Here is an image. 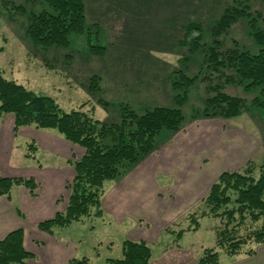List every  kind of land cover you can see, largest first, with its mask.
I'll list each match as a JSON object with an SVG mask.
<instances>
[{"label": "trees", "instance_id": "16d2710c", "mask_svg": "<svg viewBox=\"0 0 264 264\" xmlns=\"http://www.w3.org/2000/svg\"><path fill=\"white\" fill-rule=\"evenodd\" d=\"M4 1V0H0ZM41 1L45 8L27 14L25 36L34 49L48 52L69 44L71 35H88L85 21V0H32ZM221 14L206 29L203 24L189 20L180 27L175 45L185 54L178 60L179 67L168 75L173 91L174 106H156L137 113L129 105L120 106L117 122L106 123L94 119L83 110H63L52 98L36 94L0 73V118L14 117L13 133L25 127L54 130L65 141L82 149L83 154L67 161L74 170L67 184V203L62 212L37 224V229L52 235L55 230L69 227L88 218L103 217L102 197L107 182L117 181L135 166L159 149L162 133H178L187 117L182 107L188 102L191 89L205 84L206 96L202 108L194 109L192 120H231L250 110H257L264 118V24L261 13L252 10L254 0H228ZM19 9L20 7H16ZM244 21L247 36L255 51L231 40L229 49L223 40L232 25ZM96 54L105 47L91 45ZM4 51L0 47V53ZM200 58V59H199ZM197 62L198 72L189 75L190 63ZM99 78H90L91 90L99 91ZM227 85L242 88L253 94L248 103L243 98L225 94ZM99 103L107 105L100 99ZM190 116V117H191ZM190 119V118H189ZM25 157L33 158L38 152L35 143L27 145ZM23 187L32 197L38 184L32 177H4L0 174V198H10L12 189ZM196 212H200L199 215ZM17 213L20 212L17 210ZM218 220L215 244L202 250L197 264H220L219 251L229 257H249L264 242V156L260 162L247 161L240 170L222 171L211 184L195 212L188 216L186 229L171 233L175 243L184 233L196 232L199 218ZM260 227L245 229L247 224ZM178 225V224H177ZM167 229H165L166 231ZM244 230V232H243ZM169 246L165 247L167 250ZM163 250V251H164ZM120 259H108L109 264H150L153 252L144 241L125 240L121 244ZM33 255L24 248V232L16 229L0 240V264H28ZM68 264H90L86 257L72 258Z\"/></svg>", "mask_w": 264, "mask_h": 264}, {"label": "rangeland", "instance_id": "374dc122", "mask_svg": "<svg viewBox=\"0 0 264 264\" xmlns=\"http://www.w3.org/2000/svg\"><path fill=\"white\" fill-rule=\"evenodd\" d=\"M228 2L85 0V21L90 28L89 34L71 35L66 47L52 48L45 52L32 48L25 36L27 14L43 10L44 4L32 0L0 1V47L4 48L0 53V73L36 94L54 99L65 111L76 110L85 103L83 110L94 119L106 123L117 122L120 106L125 104L137 113L156 106L172 107L173 91L168 75L179 67L178 60L185 54L183 49L175 45V40L180 36L179 27L186 21L194 20L202 23L206 29L207 25L221 14ZM252 10L261 13L264 18V0H254ZM259 26L264 30L263 23ZM246 32L244 21L232 25L221 38L223 48L229 49L230 41L234 40L244 48L255 51L256 48ZM91 45L105 48L101 54H96ZM199 59L190 63L189 75L198 72ZM94 76L99 78V91L88 88L90 78ZM204 87L203 83L195 85L190 91L188 102L182 107L187 117L184 128L178 133L160 134L157 139L159 149L150 156L151 158L148 157L139 163L145 172L148 171L147 174L156 172L160 177L171 174L199 177L204 185L206 181L216 179L222 171L240 170L243 165L228 167L218 146L209 147L219 141L225 150V141H228L230 136L232 140L238 135L257 140L260 148L251 160L260 162L263 158L264 118L257 110L252 109L231 120L199 117L192 120L193 110L202 108V99L206 96ZM223 92L243 98L248 103L254 96L245 93L240 87L231 85H227ZM100 99L107 101V105L100 104ZM24 131H29L34 136L25 137L22 134ZM49 134L56 135L66 143L54 130L33 127L17 130L14 141L26 154L29 143L37 145L39 136ZM181 145L184 147L183 162L174 155L170 158L172 151H177ZM199 145L200 148H205L193 149ZM74 152L72 156L76 159L83 153L82 149H74ZM49 156L52 155L38 150L35 157H27L24 160H27L29 167H34L39 161L45 162ZM59 161L62 162L61 159ZM114 182L105 184V193ZM200 201L191 210L168 222L164 227L167 230L163 229L157 234V239L148 244L152 248L153 259L162 252L177 248L189 251L194 260H197L204 248L214 246L220 223L209 217L199 218V229L196 232L184 233L177 243L174 241L175 235L171 233V230L176 233L186 229L190 224L188 216L197 210ZM196 213L199 215L200 212ZM131 221L129 218L118 223L109 214L101 219L91 217L71 224L66 230L59 229L58 231L62 232H58L57 237L66 238L69 243L75 245V258L86 257L90 264H109L108 259L121 258L122 242L138 234ZM258 227L260 223H248L245 229ZM166 246L169 248L164 250ZM235 259L237 258L219 251L220 264Z\"/></svg>", "mask_w": 264, "mask_h": 264}, {"label": "crops", "instance_id": "0c3cea01", "mask_svg": "<svg viewBox=\"0 0 264 264\" xmlns=\"http://www.w3.org/2000/svg\"><path fill=\"white\" fill-rule=\"evenodd\" d=\"M13 123L14 117L11 114L0 118V174L4 177H32L38 184V189L32 197L25 188L15 187L9 199L0 198V240L7 233L22 229L24 248L33 255L28 264H68L70 259L75 258V245L69 243L66 238L57 237L58 232H62L58 231L59 229L49 235L38 230L37 224L53 218L57 212L65 209L68 194L66 186L74 175L73 167L67 164V161L75 160L72 156L75 154L74 149L80 148L70 145L67 141L65 143L56 135H41L38 138V150L52 156L46 157L43 163L39 161L34 167H29L27 160H24L25 153L15 144ZM30 133L24 131L22 134L25 137L34 136ZM225 143V150L219 141L209 147L218 146V149H221L228 167H241L253 159L260 148L257 140L244 138L242 135L235 139L233 137V140L230 136ZM200 146L193 149L205 148ZM173 155L183 162L184 147L181 145L177 151H172L170 158ZM150 156L152 157V154L148 157ZM147 172L138 164L123 178L115 182L110 181L114 183H111L107 193L104 192L102 210L103 217L109 214L118 223L132 219L131 224L135 225L134 230H138V234L129 240L149 244L157 239V234L165 229L168 222L194 208L216 179L206 181L203 185L199 177L172 174L160 177L156 172L152 175ZM172 250L162 252L155 259L152 257L150 264H197L189 251L177 248ZM236 258L226 264H264V242L257 247L253 256Z\"/></svg>", "mask_w": 264, "mask_h": 264}]
</instances>
